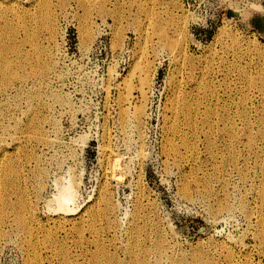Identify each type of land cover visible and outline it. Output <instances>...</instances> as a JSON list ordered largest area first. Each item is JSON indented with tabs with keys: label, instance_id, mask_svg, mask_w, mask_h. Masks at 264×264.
Wrapping results in <instances>:
<instances>
[{
	"label": "rangeland",
	"instance_id": "1",
	"mask_svg": "<svg viewBox=\"0 0 264 264\" xmlns=\"http://www.w3.org/2000/svg\"><path fill=\"white\" fill-rule=\"evenodd\" d=\"M0 4V264H264V0Z\"/></svg>",
	"mask_w": 264,
	"mask_h": 264
},
{
	"label": "bare ground",
	"instance_id": "2",
	"mask_svg": "<svg viewBox=\"0 0 264 264\" xmlns=\"http://www.w3.org/2000/svg\"><path fill=\"white\" fill-rule=\"evenodd\" d=\"M43 2H44V1H43ZM61 2H62V1H61ZM64 2H65V1H64ZM91 2H92V1H91ZM44 4H45V2H44ZM64 4H65V3H64ZM64 4H62V5H64ZM0 6H1V4H0ZM43 6H44V5H43ZM45 7H46V6H45ZM85 8H86V7H85ZM87 8H88V7H87ZM41 9H42V8H41ZM10 10H11V9H10ZM39 10H40V9H39ZM47 11H49V10H47ZM39 12H40V11H39ZM45 12H46V11H45ZM50 12H51V11H50ZM40 13H41V12H40ZM48 13H49V12H48ZM41 14H42V13H41ZM46 14H47V13H46ZM47 15H48V21H50V20L52 19V18H51V14H47ZM47 15H45V16L47 17ZM4 16H5V15H4ZM33 16H34V15H33ZM45 16H44V17H45ZM147 16H148V15H147ZM152 16H153V15H152ZM37 17H39V16H37ZM46 17H45L44 19H46ZM32 18H33V17H32ZM35 18H36V17H35ZM18 19H19V18H18ZM28 19H29V18H28ZM37 19H38V18H37ZM153 19H154V18H153ZM19 20H20V19H19ZM39 20H40V19H39ZM46 20H47V19H46ZM46 20H45V21H46ZM150 20H151V19H150ZM150 20H148V21H150ZM43 21H44V20H43ZM150 22H151V21H150ZM150 22H149V23H150ZM28 23H29V22H28ZM43 23H44V22H43ZM45 23H46V22H45ZM30 24H31V23H30ZM48 24L50 25L49 22H48ZM48 24H47V25H48ZM9 25H10V24H9ZM53 25H54V24H52L51 26H49L48 29L54 31V27H53ZM21 26H22V25H21ZM28 27H29V26L27 25V30H28ZM41 27H42V26H41ZM35 28H36V27H35ZM8 29H9V28H8ZM13 29H14V28H13ZM25 29H26V28H25ZM25 29H24V30H25ZM29 29H30V28H29ZM42 29H43V28H42ZM1 30H3V29H1ZM4 30H5V27H4ZM10 30H11V29H10ZM32 30H33V29H32ZM8 31H9V30H8ZM13 31H14V30H13ZM30 31H31V29H30ZM53 31H52V32H53ZM55 31H56V30H55ZM3 32H4V31H3ZM18 32H19V31H18ZM38 32H39V31H38ZM40 32H41V31H40ZM6 33H7V32H6ZM26 33H27V32H26ZM30 33H31V32H30ZM33 33L35 34V32H33ZM36 33H37V32H36ZM49 33H50V32H49ZM4 34H5V33H4ZM7 34H11V33L8 32ZM7 34H6V35H7ZM12 34H14V32H13ZM27 34H28V33H27ZM27 34H26V35H27ZM53 34H54V32L52 33V35H53ZM156 34H157V33H156ZM31 35H32V33H31ZM1 36H2V34H1ZM1 36H0V37H1ZM55 36H56V34H55ZM29 37H30V36H29ZM33 37H34V36H33ZM8 38H9V37H8ZM10 38H12V37H10ZM27 38H28V37H27ZM35 38H36V36H35ZM5 39H6V38H5ZM29 39H31V38H29ZM6 40H7V39H6ZM12 40H13V39H12ZM14 40H15V39H14ZM1 41H2V40H1ZM1 41H0V42H1ZM15 41H16V40H15ZM15 41H14V42H15ZM27 41H28V39H27ZM31 41L33 42V40H30V41H29V42H30V45H31V44H34V42L32 43ZM35 41H36V40H35ZM14 42H11V44H14ZM29 42H28V43H29ZM4 43H5V42H4ZM9 43H10V41H9ZM15 43L17 44V42H15ZM1 44H2V43H1ZM1 44H0V46H1ZM6 44H7V43H6ZM4 45H5V44H4ZM36 45H37V44H36ZM8 46H9V45H8ZM5 47H6V46H5ZM9 47L13 48L11 45H10ZM16 47H17V46H16ZM33 47L36 48V46H34V45H33ZM37 48H38V47H37ZM37 48H36V50H38ZM3 49H4V47H3ZM8 49H9V48H8ZM13 49H14V48H13ZM16 49H17V48H16ZM11 50H12V49H11ZM5 51H6V49H5ZM1 52H2V55H3L4 52H3V51H1ZM11 52H12V51H11ZM11 52H10V54H11ZM13 52H15V51H13ZM17 52H18V50H17ZM35 52H36V51H35ZM37 52H38V51H37ZM37 52H36V53H37ZM39 52H40V50H39ZM8 54H9V53H8ZM10 54H9V55H10ZM5 55H6V53H5ZM32 55H33V54H32ZM37 55H39V54H37ZM7 56H8V55H7ZM19 56H20V55H19ZM3 57H6V56H3ZM11 57H12V56H11ZM11 57H10V58H11ZM36 57H37V56H36ZM10 58L7 57V59H10ZM12 59H13V58H12ZM14 59H15V58H14ZM0 60H2V59H0ZM40 60H41V58H40ZM11 61H12V62H9V61L6 60V62H4L3 64L0 65V81L2 80V82H1V83H2V87H3V85H4L5 88H7V87H9V86L11 87V85H13V84H12V79L15 77V75H13L12 73H10L11 70L13 71V73H14V71H15V70H14V64H13V61H14V60H11ZM38 61H39V60H38ZM0 62H1V61H0ZM14 63H15V62H14ZM17 64H18V63H17ZM23 64H24V63H23ZM15 65H16V64H15ZM38 65H39V64H38ZM38 65H36V66L38 67ZM20 66H21V65H20ZM30 66H31V65H30ZM30 66H29V67H30ZM36 66H35V67H36ZM39 66H40V65H39ZM44 66H45V65H44ZM39 68H41V67H39ZM10 69H11V70H10ZM8 70H9V71H8ZM18 70H19V69H18ZM37 70H38V69H37ZM41 70H43V69H41ZM12 71H11V72H12ZM24 71H25V70H24ZM38 71H39V70H38ZM38 71H37V72H38ZM8 73H10V74H8ZM39 74H42V73L39 72ZM17 76H18V75H17ZM33 76H34V75H33ZM19 77H20V76H19ZM39 77H40V76H39ZM1 78H2V79H1ZM31 78H32V77H31ZM15 79H16V78H14V80H15ZM18 80H19V79H18ZM3 83H4V84H3ZM13 83H14V82H13ZM140 84H141L140 87H142V88H141V90H142L143 87H144V85L146 84L145 79L142 78ZM140 87H139V88H140ZM0 89H1V88H0ZM263 89H264V88H263ZM1 90H2V89H1ZM142 91H143V90H142ZM142 91H141V92H142ZM145 92H146V91H145ZM1 93H2V92H1ZM142 93H143V94H142V97H143V95H144L145 93H144V91H143ZM145 98H146V96H145ZM176 99H177V98H176ZM195 100H196V99H195ZM199 101H200V100H199ZM189 106H190V104H189ZM189 106H188V107H189ZM199 106H200V105H199ZM188 107H187V109H188ZM190 107H191V106H190ZM196 107H197V106H196ZM183 108H184V107H183ZM185 108H186V107H185ZM194 108H195V107H194ZM143 109H144V106L142 105L140 108H138L137 110H135L136 112H135V114H133V115H135L138 119H140L141 116H142L143 113H144V110H143ZM182 110H183V109H182ZM189 110H191V109H189ZM198 110H199V109H198ZM211 110H212V109H211ZM194 111H195V110H194ZM187 112H188V111H187ZM202 112H203V111H202ZM123 113H124V112H123ZM193 113H194V112H193ZM195 113H197V110L195 111ZM198 113H199V112H198ZM206 113H207V112H206ZM124 114H125V113H124ZM188 114H189V113H188ZM203 114H205V113H203ZM192 115H193V114H192ZM205 115H206V114H205ZM205 115H203L202 117H204ZM185 116H186V115H185ZM187 116H189V115H187ZM211 116H212V115H211ZM136 117H135V118H136ZM190 117H192V116L190 115ZM194 117H196L195 114H194ZM194 117H193V119H195ZM197 117H198V116H197ZM208 117H209V115H208ZM188 118H189V117H188ZM211 118H212V117H211ZM263 119H264V118H263ZM195 120H197V119H195ZM202 120H203V119H202ZM212 120H213V119H212ZM126 121H127V120H126ZM187 121H188V120H187ZM193 121H194V120H193ZM197 121H198V120H197ZM197 121H196V122H197ZM206 122H207V121H206ZM187 124H188V122H187ZM191 124H192V123H191ZM195 124H196V123H195ZM197 124H198V122H197ZM209 124H210V123H209ZM211 124H212V123H211ZM211 124H210L209 126H212ZM173 126H174V125H173ZM193 126H194V125H192V128H193ZM195 126H197V125H195ZM176 127H177V126H176ZM212 127H214V126H212ZM212 127H211V128H212ZM171 129H172V128H171ZM174 129H175V127H174ZM212 129H214V128H212ZM172 130H173V129H172ZM177 130H178V128H177ZM177 130H176V131H177ZM194 130H195V129H194ZM210 131H211V130H210ZM172 132H173V131H172ZM174 132H175V131H174ZM174 132H173V133H174ZM222 132H223V131H222ZM233 132H234V131H233ZM36 133H37V132H36ZM212 133H213V132H212ZM261 133H262V132H261ZM211 135H212V134H211ZM211 135H210V136H211ZM233 135H234V134H233ZM42 136H43V135H41L40 133L35 134V137H36L37 139H41ZM208 136H209V135H208ZM210 136H209V137H210ZM263 137H264V135H263ZM185 140H186V139H185ZM255 141H256V140H255ZM184 142H185V141H184ZM187 142H188V141H187ZM210 142H211V141H210ZM172 144H173V143H172ZM192 144H193V143H192ZM212 144H213V143H212ZM212 144H211V145H212ZM253 144H254V143H253ZM211 145H210V146H211ZM232 145H233V144H232ZM171 146H172V145H171ZM184 146H185V145H184ZM212 146H214V145H212ZM174 148H175V147H174ZM183 148H184V147H183ZM170 149H171V148H170ZM172 149H173V148H172ZM212 150H213V149H212ZM105 152H108V150L105 149ZM3 154H5V153H3ZM185 154H186V153H185ZM31 157H32V156H31ZM3 158H4V157H3ZM116 161H117V160H116ZM3 162H4V161H3ZM0 163H2V162H0ZM15 163H16V162H15ZM115 163H116V162H115ZM2 164H3V163H2ZM34 164H35V163H34ZM5 165H6V168H7V166H8V169H10V171L14 172V170H15V168H14V163H6ZM116 165H117V164H116ZM3 166H4V165H3ZM3 166H2V167H3ZM16 166H17V165H16ZM3 168H4V167H3ZM3 168H2V169H3ZM113 168H114V167H113ZM8 169H7V170L5 169V170H6L7 172H9ZM24 169H25V168H24ZM3 170H4V169H3ZM5 170H4V171H5ZM223 170H224V169H223ZM4 171H3V172H4ZM16 171H17V170H16ZM16 171H15V172H16ZM0 172H1V171H0ZM114 172H115V171H114ZM4 173H6V172H4ZM18 173H19V171H18ZM218 173H219V172H218ZM10 174H12V173L10 172ZM14 174H15V173H14ZM16 175H17V172H16ZM19 175H20V174H19ZM0 176H2V174H1ZM5 177H7V174L5 175ZM106 177H107V176H106ZM119 177H120V176H119ZM0 178H1V177H0ZM3 178H4V176H3ZM8 178H9V177H8ZM11 178H12V177H11ZM13 178H14V176H13ZM18 178H20V177H18ZM24 178H25V177H24ZM111 178H112V177H111ZM1 179H2V178H1ZM4 179H5V178H4ZM196 179H197V178H196ZM208 179H209V178H208ZM222 179H223V178H222ZM14 180H15V179H14ZM16 180H17V179H16ZM19 180H21V179H19ZM1 181H2V180H1ZM3 181H4V180H3ZM6 181H7V180H6ZM9 181H10V179H9ZM12 181H13V180H12ZM196 181H197V180H196ZM4 182H5V181H4ZM7 182H8V181H7ZM10 182H11V181H10ZM17 182H18V180H17ZM17 182H16V183H17ZM205 182H206V181H205ZM207 182L210 183L209 181H207ZM1 183H2V182H1ZM11 183H12V182H11ZM2 184H3V183H2ZM4 184H5V183H4ZM14 184H15V183H14ZM39 184H40V183H39ZM201 184H202V183H201ZM205 184H206V183H205ZM5 185H7V184H5ZM11 185H12V184H11ZM17 185H18V183H17ZM42 185H43V184H42ZM187 185H188V184H187ZM187 185H186V186H187ZM207 185H209V184H206V185L203 184V186H207ZM3 186H4V185H3ZM7 186H9V185H7ZM7 186H6V187H7ZM104 186H105V185H104ZM186 186H184V187H186ZM0 187L2 188V186H0ZM9 187H10V186H9ZM105 187H107V186H105ZM105 187H102V189H101V191H100V193H99V196H98V198L96 199V202L99 203V204H100L101 202H103V203H105V204H107L108 202L110 203V201H109V200H110V197H109V190H108L107 188H105ZM207 187H208V186H207ZM3 188H5V186H4ZM7 188H8V187H7ZM205 189H206V188H205ZM5 190H6V188H5ZM188 190H189V193H191V192H190V188H189V189L187 188V190H186L187 192L185 191V188H184L185 193H188ZM207 190H208V189H207ZM207 190H206V192H207ZM210 190H211V189H210ZM210 190H209V192H210ZM1 191H2V190H1ZM3 191H4V190H3ZM72 191H73V190H72ZM72 191H71V192H72ZM263 191H264V190H263ZM74 192H75V191H74ZM211 193H212V191H211ZM211 193H208V194H211ZM263 193H264V192H263ZM2 194H3V193H2ZM2 194H0V195H2ZM74 194H75V193H73V192L71 193V197H72V198H73ZM191 194H192V193H191ZM22 195H23V194H21V196H22ZM69 195H70V194H69ZM69 195L67 194V196H69ZM188 195H189V194H188ZM67 196L64 195L63 200H65V199H66L65 197H67ZM23 197H24V196H23ZM2 198H3V197H2ZM64 198H65V199H64ZM0 199H1V198H0ZM4 199H5V198H4ZM24 199H25V197H24ZM2 200H3V199H2ZM2 200H1V201H2ZM6 200H8V199H6ZM21 200H22V199H21ZM60 200H61V199H60ZM6 202H7V201H6ZM19 202H20V200H19ZM59 202H61V201H59ZM62 202H64V201H62ZM7 203H8V202H7ZM21 203L23 204V202H21ZM0 204H1V203H0ZM2 204H3V201H2ZM22 204H20V205H22ZM26 204H27V202H26ZM61 204H62V203H61ZM8 205H9V204H8ZM18 205H19V204H18ZM24 205H25V203H24ZM96 205H98V204H96ZM9 206H10V205H9ZM11 206H12V204H11ZM107 206H108V205H106V207H107ZM109 206H110V205H109ZM6 207H7V206H6ZM6 207L3 206V208H6ZM14 207H16V206H13L12 209H13ZM67 207H68V206H67ZM106 207H104V209H105ZM111 207H112V206H111ZM1 208H2V206H1ZM7 208H8V207H7ZM10 208H11V207H10ZM16 208H17V207H16ZM18 208H19V207H18ZM25 208H26V206H25ZM25 208L23 207L24 210H25ZM97 208H98V207H97ZM8 209H9V208H8ZM21 209H22V206H21ZM61 209L66 210V206H65V204L62 205V208H61ZM93 209H95V208H93ZM99 209H102V208L99 207ZM99 209H98V210H99ZM111 209H112V208H111ZM111 209H110V207H109V208H107V209H105V210H110V211H111ZM141 209H142V208H141L140 205H139L138 207H136V211H135V214H134V215H135V218H139V216L141 215V214H140V213H141ZM3 210H4V209H3ZM3 210H2V211H3ZM14 210H15V209H14ZM17 210H18V209H17ZM26 210H27V209H26ZM67 210H69V209H67ZM102 210H103V209H102ZM105 210H103V211H105ZM112 210H113V209H112ZM0 211H1V210H0ZM8 211H10V210H8ZM15 211H16V210H15ZM18 211H20V209H19ZM21 211H22V210H21ZM142 211H143V210H142ZM6 212H7V211H6ZM10 212H13V211H10ZM24 212H25V211H23V213H24ZM66 212H67V211H66ZM89 212H90V211H89ZM93 212H94V211H93ZM95 212H96V211H95ZM95 212H94V213H95ZM97 212H98V211H97ZM99 212H100V210H99ZM106 212H108V211H106ZM15 213H16V212H15ZM25 213H26V212H25ZM25 213H24V214H25ZM91 213H92V212H91ZM110 213H111V212H110ZM4 214H5V213H4ZM21 214H22V213H21ZM24 214L20 215V213H19V215H17V213H16L15 216H17V217L15 218V221H14V222H17V223L19 222V224L22 225L21 227H24V228L26 229L27 227H30V226H28V217L30 216L31 219H32V218L35 219V215H34V212H33V211L30 212V215H29L28 217H27V216L25 217ZM96 214L98 215V213H96ZM104 214H105V213H104ZM104 214H103V215H104ZM1 216H2V215H1ZM15 216H14V217H15ZM92 216H93V215H92ZM90 217H91V216H90ZM103 217H104V216H103ZM105 217L108 218V215L105 216ZM144 218H145V217H144ZM0 219H1V218H0ZM91 219H92V218H91ZM94 220H95V219H94ZM108 220H110V217H109ZM138 220H139V219H138ZM260 220H261V224H260V225H261V231H262V233H264V215L262 216V218H260ZM30 221H32V220H30ZM30 221H29V222H30ZM34 221H35V220H34ZM17 223H16V225H17ZM30 223H31V222H30ZM32 224H34V223H32ZM32 224H31V225H32ZM106 226H107V225H106ZM32 227H33V226H32ZM32 227H31V228H32ZM39 227H41V226H39ZM133 227H134V225H133ZM31 228H29V229H31ZM41 228H42V227H41ZM92 228H93V227H92ZM32 229H34V228H32ZM42 229H43V228H42ZM0 230H1V229H0ZM23 230H24V229H23ZM62 230H63V229H62ZM94 230H95V228H94ZM25 231H26V230H25ZM1 232H2V231H1ZM49 232H51V231H49ZM52 232H53V231H52ZM94 232H95V231H94ZM35 233H37V232H35ZM27 234H28L27 237L30 238V239H32L33 236H34L33 232H31V230H30V231L28 230ZM47 234H48V233H47ZM0 235H1V234H0ZM51 235H52V233H51ZM144 235H145V234H144ZM261 235H262V234H261ZM96 236H97V235H96ZM137 236H138V235H137ZM134 237H135V236H134ZM134 237H133V238H134ZM37 238H38V237H37ZM37 238H36V239H37ZM57 238H58V237H57ZM137 238H138V237H137ZM137 238H136V239H137ZM30 239H29V240H30ZM52 239H53V238H52ZM81 239H82V237H81ZM25 240H26V239H25ZM138 240H139V239H138ZM138 240H137L136 242H138ZM26 241H27V240H26ZM34 241H35V239H34ZM71 241H72V240H71ZM78 241H80V240H78ZM134 241H135V239H134ZM158 241H159V240H158ZM31 242H32V241H31ZM31 242H29V243H31ZM37 242H38V240H37ZM39 242H40V241H39ZM47 242H48V240H47ZM139 242H140V240H139ZM139 242H138V244H139ZM163 242H164V241H162V242H161V241H160V242H156L157 244L155 245V250H156V252L159 253V254L162 253L163 251H165V245L162 244ZM27 243H28V242H27ZM29 243H28V244H29ZM35 243H36V242H35ZM53 243H54V242H53ZM132 243H134V242H132ZM140 243H141V242H140ZM130 244H131V242H130ZM136 244H137V243H136ZM138 244H137V245H138ZM33 245H34V244H33ZM38 245H40V244H38ZM134 245H135V244H134ZM51 246H52V245H51ZM59 246H60V245H59ZM129 246H131V245H129ZM35 247H36V245L34 246V248H35ZM53 247H56V246H53ZM127 247H128V246H127ZM138 247H139V246H138ZM143 247H144V246H142V248H143ZM31 248H32V247H31ZM56 248H57V247H56ZM62 248H64V247H62ZM144 248H145V247H144ZM147 248H149V247H147ZM32 249H33V248H32ZM35 249H36V248H35ZM54 249H55V248H54ZM54 249H53V250H54ZM135 249H137V248H135ZM140 249H141V248H140ZM57 250H58V249H57ZM57 250H55V251H57ZM60 250H61V247H60ZM64 250H65V248H64ZM97 250H98V248H97ZM129 250H130V249H129ZM131 250H132V249H131ZM131 250H130V252H131ZM38 251H40V250H38ZM132 251H134V250H132ZM142 251H143V249H142ZM149 251H151V249H149ZM31 252H32V251H31ZM33 252H34V251H33ZM57 252H59V251H57ZM101 252H102V250H101ZM143 252H144V251H143ZM146 252H148V251H146ZM151 252H152V251H151ZM65 253H66V252H65ZM65 253H64V254H65ZM102 253H104V252H102ZM136 253H137V252H136ZM138 253H139V252H138ZM200 253H201V254H200V256H201V255H202V252H200ZM37 254L39 255L40 253L37 252ZM37 254H36V255H37ZM64 254H63V255H64ZM67 254H68V253H67ZM67 254H66V255H67ZM100 254H101V253H100ZM134 254H135V252L133 253V256L135 257ZM139 254H141V253H139ZM30 255H31V254H30ZM36 255H35V256H36ZM61 255H62V254H61ZM68 255H70V254H68ZM85 255H86V254H85ZM104 255H107V254H104ZM136 255H137V254H136ZM143 255H145V252L143 253ZM160 255L162 256V254H160ZM203 255H204V254H203ZM35 256H34V257H35ZM101 256H103V254H102ZM130 256H131V255H130ZM133 256H132V257H133ZM197 256H198V255H197ZM197 256H196V257H197ZM204 256H205V255H204ZM37 257H38V256H37ZM40 257H41V256H40ZM63 257H64V256H63ZM67 257H69V256H67ZM67 257H66V258H67ZM137 257H138V255H137ZM139 257H140V256H139ZM144 257H145V256H144ZM206 257H207V255H206ZM206 257H205V258H206ZM35 258H36V257H35ZM64 258H65V257H64ZM64 258H63V259H64ZM69 258H70V257H69ZM98 258H99V257H98ZM101 258H102V257H101ZM106 258H107V256H106ZM108 258H109V261H110V258H111V257H108ZM130 258H131V257H130ZM135 258H136V257H135ZM147 258H148V257H147ZM199 258H200V257H199ZM37 259H38V258H37ZM37 259H36V260H37ZM91 259H92V257H91ZM95 259H96V258H94V260H95ZM99 259H100V258H99ZM112 259H113V258H112ZM133 259H134V258H133ZM133 259H132V260H133ZM136 259H137V258H136ZM136 259H135V260H136ZM138 259H139V258H138ZM142 259H143V257H142ZM144 259H145V258H144ZM32 260H33V259H32ZM32 260H31V261H32ZM34 260H35V259H34ZM34 260H33V261H34ZM36 260H35V261H36ZM65 260H66V259H65ZM67 260L69 261V259H67ZM67 260H66V263H67ZM97 260H98V259H97ZM129 260H130V259H129ZM147 260H148V259H146L145 261L147 262ZM196 260H197V259H196ZM199 260H200V259H199ZM199 260H198V262H199ZM208 260H209V259H208ZM208 260L206 259L205 261H208ZM35 261H34V262H35ZM100 261H101V260H100ZM106 261H107V260H106ZM141 261H142V260H141ZM145 261H144V262H145ZM148 261H149V260H148ZM183 261H184V260H183ZM200 261H201V260H200ZM209 261H210V260H209ZM61 262H62V261H61ZM132 262H133V261H132ZM138 262H139V260H137V263H138ZM63 263H65V261H63ZM70 263H71V262H70ZM94 263H95V262H94ZM100 263H101V262H100ZM113 263H115V262L113 261ZM128 263H129V261H128ZM128 263H127V264H128ZM134 263H135V261H134L132 264H134ZM137 263H136V264H137ZM139 263H140V262H139ZM141 263H142V262H141ZM147 263H148V262H147ZM183 263H184V262H182V261H180V260H179V262H178V260H177V264H183ZM200 263H201V262H200ZM200 263H199V264H200ZM207 263H208V262H207ZM210 263H211V262H210ZM33 264H34V263H33ZM36 264H37V263H36ZM67 264H68V263H67ZM108 264H109V263H108ZM144 264H145V263H144ZM148 264H149V263H148ZM150 264H152V263H150ZM185 264H186V262H185Z\"/></svg>",
	"mask_w": 264,
	"mask_h": 264
}]
</instances>
